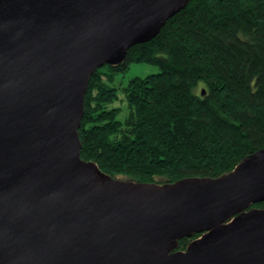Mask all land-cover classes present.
<instances>
[{"label":"water","instance_id":"obj_1","mask_svg":"<svg viewBox=\"0 0 264 264\" xmlns=\"http://www.w3.org/2000/svg\"><path fill=\"white\" fill-rule=\"evenodd\" d=\"M189 1L0 0V264H264V149L162 184L81 158L93 73Z\"/></svg>","mask_w":264,"mask_h":264},{"label":"trees","instance_id":"obj_2","mask_svg":"<svg viewBox=\"0 0 264 264\" xmlns=\"http://www.w3.org/2000/svg\"><path fill=\"white\" fill-rule=\"evenodd\" d=\"M132 63L159 72L118 83ZM120 91L123 120L110 107ZM79 134L81 158L102 172L161 184L218 178L264 149V0H190L122 64L93 73Z\"/></svg>","mask_w":264,"mask_h":264},{"label":"rangeland","instance_id":"obj_3","mask_svg":"<svg viewBox=\"0 0 264 264\" xmlns=\"http://www.w3.org/2000/svg\"><path fill=\"white\" fill-rule=\"evenodd\" d=\"M158 72L159 68L155 65L146 63H132L123 74L119 75L117 82L125 85L135 77H145ZM110 107L120 109L121 113L119 115V118L121 120L125 119L129 115L130 109L127 104V101L125 100V96L122 94L121 91L119 92L118 100L113 103Z\"/></svg>","mask_w":264,"mask_h":264}]
</instances>
